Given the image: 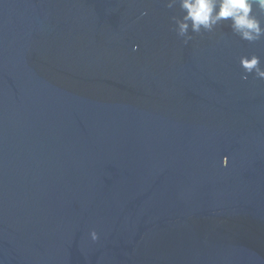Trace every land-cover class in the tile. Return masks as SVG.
I'll use <instances>...</instances> for the list:
<instances>
[{"label":"water","instance_id":"obj_1","mask_svg":"<svg viewBox=\"0 0 264 264\" xmlns=\"http://www.w3.org/2000/svg\"><path fill=\"white\" fill-rule=\"evenodd\" d=\"M166 2L0 0V264H264V37Z\"/></svg>","mask_w":264,"mask_h":264},{"label":"clouds","instance_id":"obj_2","mask_svg":"<svg viewBox=\"0 0 264 264\" xmlns=\"http://www.w3.org/2000/svg\"><path fill=\"white\" fill-rule=\"evenodd\" d=\"M178 5L181 16H173L174 30L184 43L192 39L190 33L200 34L212 32L218 25L227 23L231 32L242 40L254 42L264 37V26L260 19L253 14L255 7L264 15V0H167L166 7ZM146 13H141L145 15ZM136 47H133V51ZM239 64L244 73H254L255 77L264 80V69L260 66V58L256 55L241 56ZM242 79H247L243 76ZM221 167H226L228 158L220 161ZM89 238L95 242L98 234L95 230L89 232Z\"/></svg>","mask_w":264,"mask_h":264}]
</instances>
